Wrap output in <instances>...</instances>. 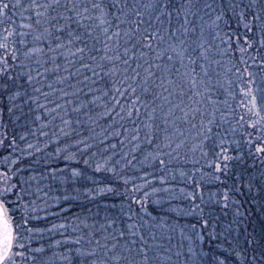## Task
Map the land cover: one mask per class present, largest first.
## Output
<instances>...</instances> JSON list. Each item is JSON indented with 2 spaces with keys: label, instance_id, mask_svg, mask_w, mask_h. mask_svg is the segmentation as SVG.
<instances>
[{
  "label": "snow or ice",
  "instance_id": "obj_1",
  "mask_svg": "<svg viewBox=\"0 0 264 264\" xmlns=\"http://www.w3.org/2000/svg\"><path fill=\"white\" fill-rule=\"evenodd\" d=\"M0 264H264V0H0Z\"/></svg>",
  "mask_w": 264,
  "mask_h": 264
}]
</instances>
